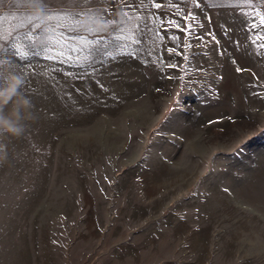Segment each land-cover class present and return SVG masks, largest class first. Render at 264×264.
Listing matches in <instances>:
<instances>
[{
	"label": "rangeland",
	"instance_id": "obj_1",
	"mask_svg": "<svg viewBox=\"0 0 264 264\" xmlns=\"http://www.w3.org/2000/svg\"><path fill=\"white\" fill-rule=\"evenodd\" d=\"M38 5L0 0L34 114L0 133V264H264V0Z\"/></svg>",
	"mask_w": 264,
	"mask_h": 264
},
{
	"label": "clouds",
	"instance_id": "obj_2",
	"mask_svg": "<svg viewBox=\"0 0 264 264\" xmlns=\"http://www.w3.org/2000/svg\"><path fill=\"white\" fill-rule=\"evenodd\" d=\"M37 43H43L38 40ZM5 62L0 61V70L5 68ZM23 85V80L15 73H9L5 86L0 87V133H6L12 137H21L25 134L29 121L34 119L33 104L28 97L19 96V89ZM14 97H18L20 103L5 114L3 109Z\"/></svg>",
	"mask_w": 264,
	"mask_h": 264
},
{
	"label": "snow or ice",
	"instance_id": "obj_3",
	"mask_svg": "<svg viewBox=\"0 0 264 264\" xmlns=\"http://www.w3.org/2000/svg\"><path fill=\"white\" fill-rule=\"evenodd\" d=\"M32 3L34 6H39L38 5V0H32ZM89 9L86 7V6H82L81 7V11H88ZM45 11H47V8H45ZM78 18V17H77ZM261 26H264V21H262V25ZM38 34V33H37Z\"/></svg>",
	"mask_w": 264,
	"mask_h": 264
}]
</instances>
